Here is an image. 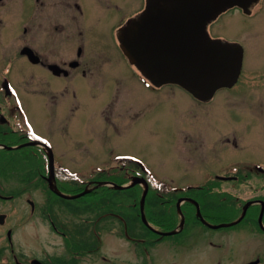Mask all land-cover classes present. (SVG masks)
<instances>
[{"label": "rangeland", "instance_id": "374dc122", "mask_svg": "<svg viewBox=\"0 0 264 264\" xmlns=\"http://www.w3.org/2000/svg\"><path fill=\"white\" fill-rule=\"evenodd\" d=\"M139 8L141 5L135 0L129 4L118 2L116 6H104L98 10L86 8V15L92 20L88 24L85 23L84 30L87 32L92 29L91 35L101 36L100 40L98 37L91 39V44L98 41L100 47L111 45L110 43L105 45L108 33L112 40L113 28L123 24L125 18ZM131 10L132 13H129L128 11ZM45 11L41 5L38 6V18L44 20ZM98 12L97 18H93ZM258 12L254 19L239 22L230 19L229 16L220 18L214 25V36L234 41L243 38L241 44L244 46V62L239 82L233 88L218 91L207 105L205 102L196 101L180 85L163 84L158 87L150 83L147 85L139 69L123 54L116 42L109 53L112 61L103 54H97L100 59L98 65L94 66L96 70L93 77L91 74L83 77L82 73H78L69 78H62V83L58 79L54 81V84L57 82L59 86L53 87L52 91H66H63L65 93L63 96H60L58 92L60 97L51 107L52 109L47 107L50 104L46 102L48 94L41 88L43 85L38 84V94L33 97L30 107L36 111L34 115L42 117L45 111L54 116L65 115L69 123L68 136L80 137L79 140L83 141L80 146L87 147V149L69 148L65 151L66 155H64L65 152H61L63 156L59 155L61 161L66 163L69 176L76 177L75 179L79 181H90L94 174L99 173V170L110 169L115 164L117 169L109 171L117 174L124 160L137 159L152 172L156 179L192 191L199 188L189 185L204 183V178L200 179L201 174L198 169L205 165L212 169H221L232 162L240 161L260 164L264 167V79L260 78L264 73V0ZM1 38L5 39L6 35H2ZM10 45L12 49V44ZM90 49L93 50L91 47ZM90 54L92 57L94 53ZM1 55L0 49V58ZM18 66L25 72L30 71V67L31 69L37 67L25 58H20ZM40 74V76L45 75ZM48 76L49 72L46 78ZM104 115L112 116L109 120ZM251 115L258 119L252 121ZM92 128L95 130V137L90 135ZM218 135L220 138L217 140ZM225 136L229 137L227 143L230 151L223 154L220 140ZM188 138L202 142V153L190 152V146L195 144L188 146ZM234 139L238 141L237 146L233 145ZM218 141L220 142L217 143ZM71 143L70 141V146ZM223 143L225 144V139ZM26 150L30 152L29 148ZM29 155H26L27 158L21 154L19 157L12 155L11 160H14L11 163L12 166L6 171V178L0 177V192L12 196L9 199H0V212L8 214L6 224L0 225V247H9L10 242L7 238L9 228L12 229V243L17 246L15 252L4 251L3 258L9 262L4 261L0 264H18L15 262L16 258H26L30 261L34 257L45 258L48 252L69 259L73 257L75 247L78 245L77 236L72 230L74 223L71 222L79 217L71 213L67 206L61 207L57 203L54 204L53 210L56 213L61 217L67 215L69 226H67V237L52 231L44 217V212L47 210V194L49 195L46 186L38 180H34L31 184L19 179L27 172L24 166L16 163L18 158V163H26V168H35L32 164L37 161L32 154L30 157ZM38 157L43 162L42 157ZM184 163H187V170L183 168ZM15 169L17 174L14 175ZM127 183L129 179L121 185ZM82 188L78 193L85 189L89 190L83 195L85 197L80 201L72 200L70 203L74 208L78 206L84 210L86 201L94 199L93 210H84L85 213L81 215L84 216L85 221L94 220L100 214L108 217L109 212L134 213L131 206L134 198L131 196H121L124 207L116 211V206L109 208L99 205V197L103 198L105 196L103 194H110L111 190L100 186L95 181L86 182ZM177 190L182 194V189L177 188ZM66 191L68 192V187ZM143 191L139 197L140 201ZM28 198L35 201V213L32 212ZM174 217L176 218V213ZM214 217L215 220L212 223L220 224L223 222L220 221L221 219H227L223 212H218ZM140 225L141 222H138V226ZM196 229H198L197 233L204 237L203 242L197 241L198 244H194L196 240L190 234L191 227H188L187 231L182 232L181 235L163 236L155 250L158 264H211L215 260L214 254L217 253L215 248L213 247L214 254L201 248L216 244L211 243L210 240L220 244L219 238L223 232L213 228L210 229L212 234L206 233L204 236L205 231L200 227L194 228V231ZM124 231V225L118 220L113 227L101 230L102 236L105 237L104 252L118 256V259L131 257L132 253L129 250L131 242L125 238ZM138 231L142 236L141 228ZM148 237L151 241L152 236L148 234ZM239 240L238 245L234 246L237 256L227 253V243L219 247L218 260L222 261L221 264H230L231 259L246 256V253L254 250L255 245H259L258 241L247 236ZM178 241L186 245L185 250L176 254L172 244ZM237 252L240 253L237 254ZM260 252L264 258V244L261 243ZM84 259L88 264H94V256L86 255Z\"/></svg>", "mask_w": 264, "mask_h": 264}, {"label": "flooded vegetation", "instance_id": "af4514ba", "mask_svg": "<svg viewBox=\"0 0 264 264\" xmlns=\"http://www.w3.org/2000/svg\"><path fill=\"white\" fill-rule=\"evenodd\" d=\"M132 1L119 0L118 2L129 4ZM135 1L141 5V8L134 11L129 17H126L123 24L113 28L112 40L108 33L105 45L109 43L111 45L100 47L98 41H94L92 44L91 42L97 37L100 40L101 36L98 34L91 35L90 32L92 29L87 32L84 30L85 23L88 24L92 20L86 15V8L98 10L104 6H116L118 5L116 0H0V49L2 52L0 58V154H7V161H10L12 155L19 157V154L25 148L30 149L31 154L37 161L32 164L35 168H26V163H18V158L16 163L24 166L27 172L19 179L31 184L34 180H38L46 186L49 195L47 194V210L44 212V217L52 231L64 237L68 235V217L67 215L61 217L53 210V206L56 203L61 207L67 206L69 209L66 203L67 201L61 195L68 193L66 191L69 184L67 167L66 163L61 161L59 155H62L61 152H65L69 148L87 149V147L80 146L83 144V141L79 140L80 137L68 136L69 123L65 115L54 116L48 111H45L42 117H36L34 115L36 111L30 108L33 103V97L38 94V84H42L43 87L41 88L48 94L46 102H49L50 106L47 107L51 108L57 103L58 97L65 94L63 91H66H52L53 87L56 88L59 86L57 82L54 84L55 80L58 79L62 83V78H69L78 73H82L83 77H87L90 74L93 77L95 74L94 70H96L94 66L98 65L97 63H99L100 59L97 54H103L111 60L109 53L112 47H114L115 42L120 47L119 38L124 27L128 26L133 20H138L140 17L147 15L150 5L149 0ZM246 4L245 6H228L217 17L212 18L206 25L208 34L212 38L221 39L222 42L240 44L244 51V46L241 44L243 38H239V41L224 39L219 36H214L213 30L217 21L223 17L230 16V19L239 22L254 19L259 14L258 8L262 4V0H250ZM40 5L46 10V18L44 20L38 18L37 11ZM47 11L49 12L47 13ZM128 12L132 13V10ZM97 15H99V12L93 18H97ZM150 15L152 16V14ZM153 25H155V32L152 33L161 36L160 23ZM10 31L11 35H9ZM1 34L6 35L8 39L1 38ZM10 43L12 44V49ZM90 53H94L92 57ZM123 54L125 55L124 52ZM20 58L27 59L28 62L37 67L32 69L30 67V71L28 72L21 70L22 68L18 66ZM48 72L49 76L46 78ZM40 73L45 75L40 76ZM242 73L243 67L239 79ZM140 74L147 85L149 83L157 87L163 85L153 82L152 77H149L145 73ZM262 74L260 78L264 79V75ZM239 79L235 84L221 88L217 92L233 88L239 82ZM58 92H60V96ZM213 98L205 101L195 100L205 102L207 105ZM104 116H107V119L109 118L110 120L112 115ZM251 116L253 118L252 121L258 119L254 115ZM94 134L95 130L92 128L90 135L95 137ZM219 138L220 135L217 136V140ZM224 139L225 144L223 143ZM228 140L229 137L225 136L220 140L221 142H217L222 143L223 154L230 151L227 143ZM70 141L72 142L71 146L69 145ZM187 144L188 146L195 144L190 146V152L202 153V142L200 140L188 138ZM237 144L238 141L234 139L233 145L237 146ZM30 152L28 153L30 154ZM51 153L54 156L53 173L49 155ZM66 154L67 152L64 153V155ZM36 155L42 157L43 162ZM6 158L5 161L0 162L1 178H6V171L12 166V162H7ZM27 164L31 165L30 163ZM186 164L184 163L183 167L185 170H187ZM137 167L141 168V165L137 164L135 167L136 170ZM126 168L128 169L130 167L126 165ZM110 169H117L116 165L114 164ZM198 170L201 174L200 179L202 177L204 178V183L189 186H194L199 189L189 190L185 194L183 192L182 194H180L181 192H177L176 208L180 201L179 205L181 206L182 214L184 217L188 215L189 221L186 222L185 219L184 227L181 228L179 224L180 216H178L179 219L175 223L176 233H174V236L181 235L182 230L187 231V228L191 227L190 234L196 240L194 244H198L197 241L200 240L203 242L204 237L202 238L200 233H197L198 229L194 231V228L200 227L205 231L204 236L206 233L212 234V230L210 229H213L201 217L207 223H212L213 217L217 216L218 212H223L227 219H221L220 221L229 223L239 218L246 210L245 215L237 223L215 228V230H221L223 232L219 238L221 240L219 241L220 244L210 240L211 243L214 242L217 245H209V247L203 246L201 249H206L210 253H213L214 247L217 253H213L215 260L211 264H221L222 261L218 260L219 247L227 243V253L237 256L234 252V246L238 245L240 238L247 236L254 238L255 241L259 242V245H255L254 250L246 253V256H238L235 259H231L230 264H264V258H262L260 252V243L264 244V238H261L264 237V167L256 163L249 164L235 161L221 169H212L205 165ZM15 174H17L16 169L14 170ZM28 174L30 176H27ZM24 175L26 176L22 178ZM138 175L144 176L141 173ZM162 185H168V182H163ZM174 187L182 189L176 185ZM11 197V195L0 192V199H9ZM52 197H55L54 199H58L59 201L52 199ZM27 201L31 205L32 212L35 213L36 204L34 199L28 198ZM196 202L199 204L201 215L199 214L198 204ZM71 207L74 208V206ZM73 208L71 210L69 209L70 212L76 217H79L76 221L71 222L74 223L72 226L73 234L78 239V245L75 247L76 251L73 252V257L69 259L62 258L54 255V253L48 252L45 258L34 257L32 261L26 258H16L15 262L18 264H88L84 256L92 255L95 257L94 264H158V260L155 258V250L159 242L150 241L147 226V228L141 227L142 236H133L126 232L124 233L126 239L131 242V248L129 250L132 254L130 258L118 259V256L104 252L105 237L102 236L101 230L113 227L116 220L126 228V217L129 213L124 212L120 214L117 212H109L108 217L100 214L94 220L88 219L85 221L84 216H81L85 213L84 210H81V207L78 206H75L74 210H72ZM101 219L104 220L102 221ZM215 223L218 224L219 222ZM159 238L158 235L153 240H158ZM185 245V243H181L180 241L172 244L176 254L185 250ZM6 250L15 252L17 246L11 243L9 247H0V263L4 261L9 262L3 258L4 251ZM239 253L237 252V254Z\"/></svg>", "mask_w": 264, "mask_h": 264}, {"label": "water", "instance_id": "95a60500", "mask_svg": "<svg viewBox=\"0 0 264 264\" xmlns=\"http://www.w3.org/2000/svg\"><path fill=\"white\" fill-rule=\"evenodd\" d=\"M249 1L149 0L147 15L124 27L120 37L122 47L130 59L144 73L152 75L156 82L177 83L195 97L209 99L219 88L231 86L238 80L242 69L243 48L238 44L223 43L211 38L206 25L226 7L245 6ZM157 23H160L161 36L152 33L155 32L153 24ZM142 182L145 188L141 198V214L144 222L148 223L144 213L148 182L135 177L128 185H113L123 188ZM88 191L85 189L78 194L63 195L66 198H76ZM5 220L6 214L0 213V223H5ZM202 220L205 221L203 218ZM234 223L236 221L208 225L220 227ZM183 224L184 220L181 225ZM8 235L11 237V230Z\"/></svg>", "mask_w": 264, "mask_h": 264}, {"label": "trees", "instance_id": "16d2710c", "mask_svg": "<svg viewBox=\"0 0 264 264\" xmlns=\"http://www.w3.org/2000/svg\"><path fill=\"white\" fill-rule=\"evenodd\" d=\"M26 149V148H25ZM23 150L21 152V155L23 157H26V155H29L27 150ZM26 154H25V153ZM5 153H3L4 155ZM24 154V155H23ZM7 155V154H6ZM31 156V152L29 157ZM9 157V156H8ZM6 158V157H5ZM27 158V157H26ZM8 158H6L7 161ZM14 159L11 161L7 162H12ZM29 160V159H28ZM135 164L132 163V166L128 169H123L121 172L113 175L110 174L107 171H99V173L94 174L92 177L93 179H99V180H113L116 181L117 183H123L127 179H129L130 173L134 172L135 169ZM71 177V176H69ZM148 181H149V192L146 197V203H145V213L149 221L155 223L156 225L162 227L165 230H171L174 228L176 220L178 219L177 216L176 218L174 217L176 213V197H177V190L174 189L171 186H163L161 184H155L153 180L149 176H147ZM70 183L68 186V192L74 193L77 192L81 189H83V185L81 186L80 183L78 184L73 177L70 178ZM77 183V184H76ZM106 189L111 190L110 194H103L105 196L99 197V205L103 207H109L110 206H116L115 210L119 211L121 208H123V204L121 203V196H131L134 198V201L132 203V210L134 213H129L127 214L128 216L126 217L127 224H128V230L131 234H135L136 230L140 227L147 228L145 224L142 222L141 219V214H140V195L142 192V186L140 185H135L133 187L129 188H124V189H116V188H111L105 186ZM137 189V190H136ZM177 191V192H176ZM183 191H189L188 188L183 189ZM100 196V195H98ZM85 197V196H83ZM83 197L75 200V201H80ZM93 200H87L86 204L84 206V210H93ZM70 201H67L66 203L69 206V209L71 210V206H73ZM74 209V208H73ZM124 213V211H121ZM122 213V214H123ZM174 213V214H173ZM187 222L189 221V216L187 215L186 217ZM213 220H215V217H213ZM223 220V219H222ZM138 222H141V225L138 226ZM148 232L152 236H157L151 229L148 228Z\"/></svg>", "mask_w": 264, "mask_h": 264}]
</instances>
